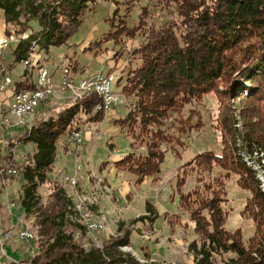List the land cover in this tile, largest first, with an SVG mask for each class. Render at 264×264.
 Instances as JSON below:
<instances>
[{
	"label": "trees",
	"instance_id": "obj_1",
	"mask_svg": "<svg viewBox=\"0 0 264 264\" xmlns=\"http://www.w3.org/2000/svg\"><path fill=\"white\" fill-rule=\"evenodd\" d=\"M113 1V16L106 18L109 31L90 40L86 50L96 55L103 52L102 42L112 41L117 48L112 49L110 58L115 63L126 58L128 64L120 76L125 83L120 91L133 100L130 110L116 122L133 139L132 145L139 139L147 147L143 154L133 150L114 160V168L132 172L136 182L149 176L156 179L165 159L164 143L173 140L171 133L161 128L164 120L170 112H180L193 99L213 92L217 101L213 127L220 134L221 152H197L180 167L182 174L176 181L180 189L186 175L197 171V182L202 183V189L197 185L191 191H179V205L194 224L195 238L187 250L193 264H217L216 255H227L220 264H264V192L255 170L244 160V154L250 157L253 152L264 157V0H153L155 4L147 6L142 0ZM96 2L0 0L4 33L16 37L10 43L14 45V62L27 60L35 47L47 51L51 45L68 43L83 19L95 11ZM135 5L139 11L130 25L126 18ZM152 5L160 11H175L176 21L158 27L148 23ZM32 22L38 26L36 31ZM24 32L26 38H21ZM12 65L6 68L12 69ZM28 73L24 69L21 75ZM12 82V94L36 87L30 76ZM99 101L96 93H86L53 115L35 118L21 138L31 143L33 150L21 162L10 152L0 153V169L13 167L15 175L23 179L19 203L24 218L31 220L37 231L31 242L35 254L25 255L27 264H141L133 254L120 249L131 245L129 231L118 225L121 234L105 238L101 246L85 248L79 240L86 229L67 216L73 202L66 191L56 187L43 201L38 190L50 179L59 148L68 149L62 137L80 130L81 124L102 120L104 112L96 107ZM194 116L190 114L188 119ZM239 118L241 129L236 126ZM213 166L224 173L206 182L202 177L210 174ZM231 174L237 175V183L250 195L240 212L254 222L246 244L241 230L225 227L224 179ZM146 208L151 210L149 203ZM143 254L145 259L150 257L147 251Z\"/></svg>",
	"mask_w": 264,
	"mask_h": 264
},
{
	"label": "rangeland",
	"instance_id": "obj_2",
	"mask_svg": "<svg viewBox=\"0 0 264 264\" xmlns=\"http://www.w3.org/2000/svg\"><path fill=\"white\" fill-rule=\"evenodd\" d=\"M150 2L152 4L154 2L155 4V1L153 0H142V5L147 6ZM114 4L116 3L113 0H97L95 11L89 13L83 19L80 24L81 26L74 36L69 39L68 43L51 45L47 51L42 50V52L35 47L36 50L32 52L34 60L35 57H37V59L43 64L40 68L46 67L52 74L50 75V79L53 80L51 92H47L42 99L38 100L36 103L37 106H35L33 110L25 112L22 115L9 113L1 116L0 114V146L2 144L4 146L7 145L6 142L4 143L6 138L2 137L6 130L12 131L10 129L19 126L22 128L23 132L27 133L29 132L31 124L35 118L44 119L48 117L46 113L37 112L38 109H40L38 107L44 108L45 106H48V108L50 107L49 109H52V105L56 102L66 101H68V105H70L72 102H75L84 96V94L94 93L85 90L83 91L80 83L82 78H79L78 80L76 79V82L73 85H70V87L62 88L60 86L59 72L64 65H70L73 68L72 63L74 62L78 68L83 69L82 71H79L82 74L84 73L83 78L96 74L97 69L103 65V74L108 75V72L112 73L111 78L113 77L114 79L110 83V89L116 94V101L119 100V102L112 103L111 109L104 113V117L100 121L101 126L99 129L102 134L100 135L101 138L99 137L97 128L94 126L90 132V140L94 145L93 147H86L83 149L80 145L82 138L79 142L76 141L74 147L71 148L72 145L70 143L75 140L69 141L71 134L63 136L61 142H64L68 148L65 152L63 151V153L66 155L67 153H69V155L71 154V162L64 158V154L59 148L54 160V170L48 174L50 179L47 180V182L38 190L41 193L43 201L50 198V193L53 192L56 187L59 189H65V191L68 190L69 193H73L70 186L63 181L64 174H61L62 168L64 170L63 166L66 164L71 165L73 170H77V175L79 174V171L83 169V174L86 177L85 181H87L90 192L86 193L83 191L84 193H82V190L78 189L79 192L77 193L81 201L84 202L83 208L85 203L89 207L87 208L85 205L84 210L92 213L90 219H92L93 222H96L99 227L92 230H86V235L79 240L85 248L101 246L104 243L103 241L105 238L112 236L116 237L118 234H121L117 231L119 225L122 226L124 230L126 229L130 232V240H132L131 245L121 246V251L133 254L141 264H159L160 262L161 264H179V261L183 264H186V262L189 264L191 260L193 261V256L188 252L187 247L195 238L193 233L194 224L189 220L187 212L182 211L179 205V191L182 193L188 192L195 189L197 185H200V189H202V183L197 182V171H193L186 175L184 185L180 187L179 190L176 181L178 174H182V170H180L182 165L176 167V171H172L170 168L172 166L170 164H173L176 161L180 162L181 155L184 156L183 161L186 163L189 160L188 158H191V156L193 157L197 152L209 150H213L216 153L221 152L222 144L220 141V134L218 130L213 127V124L215 123L214 118L216 116L217 101L214 93L209 92L202 98L193 99V101L186 104L180 112H170L161 127L167 133H171L170 135L173 137L171 142L164 143L166 151L162 166H165L166 168L169 167V170L164 169L165 167H161L163 170L160 171L159 175L156 177V179H160L157 181L156 186L148 182L149 180L147 179H143L142 182H136L135 180L133 182V180H130L131 183L129 185L131 188V194L125 197L126 201L118 199L116 191H114L112 187L106 185L102 169H99V165L105 161V157H107L109 152L102 143L104 132H109L111 136L114 135L113 137L118 141L120 139V135L118 134H121V128L116 121L119 118H123L131 108L130 103L133 98H128V100H126L127 96L123 95L120 91L125 83L124 79H120V76L123 73L121 70L124 69L125 65L128 63L124 62L126 61V58H123L118 61L116 60V65L118 64L119 66H114L115 60L108 58L111 52H113L112 49L117 48L113 47L112 41L102 42L101 47L103 52L100 50L101 52L96 55L94 51L86 50L87 47L91 45L89 43L90 41L87 43L89 39L93 42L95 39L101 38L109 31L110 23H108L109 21H107L106 18L113 16ZM138 11V5H135L130 15L126 18L128 24L132 25L135 23ZM150 11L151 15L147 21L156 27L161 26L166 22H174L177 19L175 11H160L156 5H152ZM3 24L4 22L0 21V29H4ZM4 35L6 34L1 35L0 37H3ZM83 41L85 42L84 46ZM137 41L138 40L135 42ZM129 44L131 43H128L127 46H130ZM13 46V44H9L1 52L5 64L14 63L12 72H10L11 82L20 77L19 74L23 73L25 68L29 70V67L31 66L30 64L24 66V68L21 62H14L15 55L12 53ZM37 72L32 73V79L37 77ZM11 85L12 84H10V86ZM8 90L9 88L5 91ZM1 92L2 91H0V93ZM14 95L15 94H13V97ZM101 101L102 99L100 97V101L96 107H98ZM190 114H194V118L188 119ZM97 123L98 122H92L91 124L93 126ZM83 125L84 124H81L80 127ZM113 126H116V129H113ZM236 126L239 129L242 128V120H240V118L237 120ZM130 139L131 142H133L131 137ZM26 143L31 146L29 142ZM29 145L26 144V146H23V142H21L19 143L17 150L19 151V149L22 148L21 150H23L22 152L24 153L31 152L33 149L30 150ZM130 145L137 154H143L146 152V144L143 142L140 143L139 139H134V145H132V143H130ZM9 150H14V148L9 147ZM18 154H16V159L18 158V162H21L24 158L23 154H21V160H19L20 154ZM244 160L249 167H253L255 170L258 180L261 182V189L264 192L263 153L256 155V153L253 152L250 157L244 154ZM212 169L213 170L210 174H206L202 177V179L207 178L205 180L206 182H210L216 176L224 173V171L218 166H213ZM58 170H60V172L57 173ZM13 175L15 174L0 173V194L4 192L3 190L8 183L16 188L21 187L23 179H21L20 176ZM156 179L154 180L156 181ZM236 180V174H231L228 178L224 179V196L227 198L225 203H223V208L227 210L225 227L229 231H234L236 229L241 230L243 242L246 244L253 234L254 222L250 219L244 218L240 212L245 205L246 199L250 195L249 191L242 188ZM15 191L18 190L16 189ZM133 191L136 192V194L132 195ZM147 203L150 204V211L146 208ZM1 210L3 211L0 212V219L7 221L8 219L10 220L8 223L6 222V224L4 223L0 227V256H8L10 258H8V264H27L25 263V257H23V259L12 258L10 253L8 254V246H15L22 250V254H30V256H33L35 254V249L31 244L32 241L26 242L20 240L18 234L20 233L19 228L22 225L32 233V240L37 231H35L34 227H31L32 221L24 218V212L20 215H15L10 210L9 205L8 207H5L2 202H0V211ZM164 211L168 214L164 213ZM13 217H15V221H12V219H14ZM7 234H10L11 238L9 241H4L2 238ZM145 242L155 245V253L158 256L144 258L143 252H146L148 248L147 246L140 248V243ZM226 257L227 255H216L217 264H220V259Z\"/></svg>",
	"mask_w": 264,
	"mask_h": 264
},
{
	"label": "crops",
	"instance_id": "obj_3",
	"mask_svg": "<svg viewBox=\"0 0 264 264\" xmlns=\"http://www.w3.org/2000/svg\"><path fill=\"white\" fill-rule=\"evenodd\" d=\"M0 21L3 22V14L0 13ZM4 25V24H3ZM32 27H33V31H36L38 29V26L35 22H32ZM4 28V26H3ZM5 29V28H4ZM4 29H0V36L5 34L4 33ZM90 41V39L87 41V43ZM85 42L83 41V46H84ZM36 50V49H35ZM42 52V50H41ZM32 54V53H31ZM108 58L110 59V56H108ZM12 63H1V66L2 68L5 67L7 73L10 74V72H12V69L14 67V65H12V69L10 68H6L8 65H11ZM73 66H74V72H75V79H79V78H83V74L79 71H82L83 69H80L78 68L75 63L73 62ZM42 62H40L39 59H37V57H35V60H33L31 66L29 67V73L25 75V77H28V76H32V73L33 72H37V69L42 67ZM114 66H119L118 64L116 65V63H114ZM24 67V66H23ZM25 68V67H24ZM103 65H101L97 71H104L103 69ZM26 69V68H25ZM97 73V72H96ZM21 74L20 73V77L16 78L15 80L13 81H16V80H20V79H23L25 78L24 76L21 77ZM107 74V73H106ZM11 75V74H10ZM94 75V74H92ZM90 75V76H92ZM36 76V75H35ZM89 77V76H87ZM32 79V78H31ZM32 81H34L36 83V77H34L32 79ZM11 87V86H10ZM9 87V90L8 91H5V90H2V92L0 93V114L1 116L3 115H7L9 114V109H8V106H9V103L11 101V97H13V94H12V90L10 89ZM4 91V92H3ZM10 94V96H9ZM128 98H131V97H127L126 100H128ZM125 100V101H126ZM119 102V100L117 101ZM116 102V103H117ZM69 102L66 101V102H56L54 105H52V109H49L48 106H45L44 108L42 107H38L40 109H38L37 112H42V113H46L48 116L49 115H53L56 111H58L59 108L63 107V106H66L68 105ZM37 116V115H36ZM92 122H87L86 124V127L82 126L80 127V130H81V147L84 149L86 147H93L94 144H92L91 142V138H90V135H91V129L95 126V128H97V132L99 133V137L101 138L100 135H102L99 131L100 129V126H101V122L99 121L97 124L93 125L91 124ZM113 129H116V126H113ZM12 131H8L6 130L4 132V134L2 135V137H5L6 140H4V143L6 142L7 145H1L0 146V153L2 155H5L6 153L10 152L13 154V157L14 159H16V154H20V159H22V156L21 154H23V157L26 153H29V152H22L23 150L19 149V151L17 150L18 149V146H19V143L23 142V146H26L29 145L28 143H26L25 141H23L21 138L23 137L22 135L25 133L23 132L22 128L21 127H14L13 129H10ZM19 134V135H18ZM120 135V139L117 141L116 138H114L113 136L110 135L109 132H104V136L103 137V140H102V143L105 145V147L107 148V150L109 151L108 154H107V157H105V161H103L101 163V165H99V169H102V174H103V178L105 180V183L106 185H108V187H112V189L114 191H116V193L119 195H117L118 199L120 200H125V197L126 196H129V194H131V188H130V183L131 181L130 180H135V175L132 173V172H127L126 170L123 171V170H118L116 168H114L113 166V163H114V160L122 157L123 155L127 154L128 152L130 151H133L132 149V146L130 145L131 143V139H130V136L127 135L125 133H123L121 131V134H118ZM130 139V140H129ZM100 140V139H99ZM75 142L76 141H72V143H70L72 147H74L75 145ZM9 143H13V145H9ZM31 144V143H30ZM99 144V143H98ZM30 146V145H29ZM9 147L10 148H14V150H9ZM29 149H33V145L31 144V146L29 147ZM96 150V148H95ZM62 151V150H61ZM32 152V151H31ZM63 153V151H62ZM67 153V152H66ZM18 154V155H19ZM64 154V158L66 160H69L71 162V159H72V156L71 154L69 155V153H67V155L65 153ZM192 157V156H191ZM183 158L184 156L181 155V161L180 162H174L173 164H170L172 167H170L172 169V171H176V167H179L180 165H183L184 161H183ZM18 159V158H17ZM16 159V161H18ZM190 159V158H188ZM64 160V159H63ZM111 160V161H110ZM164 162V161H163ZM64 167V170L62 168V173L61 174H71L73 175L75 173V170H73L72 166L71 165H68L66 164ZM98 167V166H97ZM113 167V168H111ZM162 168L165 167V166H161ZM160 167V171H162L163 169ZM164 169L166 170H169V167H165ZM60 172V170L57 171V173ZM79 188L82 190V193H84L83 191H85L86 193H89L90 192V189L88 187V184H87V181L86 180V177L85 175L83 174V169H81L79 171ZM176 175V174H175ZM163 176V175H162ZM22 179V177H21ZM149 180L148 182H150L152 185L156 186L157 184V181H159L160 179H156V181L153 179L152 176H149V177H146L144 180ZM154 183V184H153ZM22 185V184H21ZM132 187V186H131ZM21 188V187H20ZM20 188H16L14 186H11L10 183H8L6 185V187L4 188V192L0 194V202H2V204L5 206V207H8L7 203L12 201L15 203V207L12 208V212L15 214V215H20L21 213H23V206L22 204L19 203V197L21 196V191H20ZM159 188V187H158ZM18 190V191H15V190ZM180 190V189H179ZM136 194V192H132V195ZM149 197V196H147ZM146 197V198H147ZM157 203H158V200H157ZM85 205L86 203L84 204V209H85ZM87 208L88 205H86ZM92 208V206H91ZM3 210H1L0 212H2ZM85 211V210H84ZM86 214L88 215H92V213H90L89 211H85ZM164 213L168 214L167 212L164 211ZM168 216V215H167ZM14 219H12V221H15V217H13ZM10 219H8L9 221ZM5 221V222H4ZM7 220H1L0 219V227L6 222L8 223ZM192 224V223H191ZM132 242V240H130ZM147 246L148 250H147V253L150 254V257H155V256H158L156 255V248H155V245H153L152 243H140V248L142 247H145ZM161 250V248H160ZM10 253V256L12 258H16V259H23V257H25V254L23 253L22 254V250L19 249V248H16L15 246H12V245H9L8 246V254ZM9 257H5V256H0V264H8L9 262ZM7 259V260H5ZM179 264H183L182 262H178ZM186 264H188V262H186ZM189 264H193V261L191 260L189 262Z\"/></svg>",
	"mask_w": 264,
	"mask_h": 264
},
{
	"label": "built area",
	"instance_id": "obj_4",
	"mask_svg": "<svg viewBox=\"0 0 264 264\" xmlns=\"http://www.w3.org/2000/svg\"><path fill=\"white\" fill-rule=\"evenodd\" d=\"M21 38H26V32L21 34ZM15 36L12 35H4L3 37H0V64L3 63V57L1 55L2 50L8 46L10 43L14 42L15 40ZM31 54V53H29ZM34 60L33 54H31V63L28 64H23V61L21 62L23 64V66H28L30 64H32ZM74 64L72 63V66ZM44 71H49L46 67L41 71L38 72L39 73V80H40V75L42 74V72ZM100 72H104V71H97L96 74L90 76V77H84L81 80V85L83 88V91L85 90L86 87H90V86H97V92L98 94H105V103H102L101 105H104V113L109 111L112 107V103H114V101H112V96H109V92H108V84L109 81L111 80V76L112 73H108V78L107 80H100L99 78V73ZM60 78V86L62 88H66V87H70V85H73L76 82L75 79V72H74V66L73 68L70 69V71H66L65 73H60L59 74ZM38 80V81H39ZM52 82L53 80L51 79L50 84L48 85V89H46V91L43 92H36V93H30L29 92H23L21 96H16V97H11V101L9 103L8 109L9 112L12 114H18V115H22L25 112L31 111L34 109L35 106H37V101L42 99L43 96L49 92V90H51L52 87ZM10 84H12L11 82V75L9 73H7L6 70H1L0 69V91L2 90H6L10 87ZM10 96V94H9ZM84 127H86V125H83ZM81 130H73L70 134H71V138H69V141L71 140H75V141H80L81 139ZM79 168V167H77ZM0 173H11V174H15L16 170L13 167H6V168H1L0 169ZM74 176H79L77 175V170L75 171V173L73 175L71 174H64V178H69V180L71 181V186L73 184V177ZM79 202V201H77ZM10 210L12 211V208L15 207V203L10 201ZM83 213H84V208H83ZM88 216V221L91 222V229H95L97 227H94L92 219L89 218V215L86 214ZM19 232H20V240H24L26 242H30L32 241V233L30 231L27 230V228L25 226H21L19 228ZM10 234L4 235L3 236V240L4 241H9L10 239ZM30 254H26V256H29Z\"/></svg>",
	"mask_w": 264,
	"mask_h": 264
},
{
	"label": "bare ground",
	"instance_id": "obj_5",
	"mask_svg": "<svg viewBox=\"0 0 264 264\" xmlns=\"http://www.w3.org/2000/svg\"><path fill=\"white\" fill-rule=\"evenodd\" d=\"M30 62H31V57L29 56L27 60L23 61V64H28ZM71 68L72 67L70 65H68V66L64 65L61 68L59 74L65 73L66 71H70ZM0 69L3 70L1 67H0ZM43 69L44 68H39L38 72H41ZM38 72H37V77H36V87L34 90L30 91L29 94L30 93H36V92H43V91H46V89H48V85L50 84V81H51V79H50V75H52L51 72L50 71L42 72V74L40 75V80H39V73ZM99 78H100V80L109 79L108 75H105L102 72L99 73ZM112 80H113V78H111V80L109 81L108 92H109V96H112V101H114V103H116L117 102L116 101V94L113 91H111V89H110V83ZM85 91L94 92L101 97L102 101L98 105L97 110H101L104 112V105H101V104L105 103V94H98L97 86L86 87ZM49 92H51V90H49ZM21 94H22V92H18L14 95V97L21 96ZM63 181L70 186L71 190H73V193H69V191L66 190L67 195L72 199V202H73V206L70 208L71 212H67L68 213L67 216H69L73 222H78L81 224V226H84V229L90 230L91 229V222L88 221V216L85 213H83V203L84 202L81 201V199L79 198L78 193H77V192H79L78 189H80L79 185H78V176L73 177L72 186H71V181L69 180V178H63ZM77 201H79V202H77ZM8 205L11 207L10 202H8ZM91 217H92V215H89V218H91ZM92 222H93V220H92ZM93 225H94V227H98V224L96 222H93ZM18 236H20V233L18 234Z\"/></svg>",
	"mask_w": 264,
	"mask_h": 264
}]
</instances>
